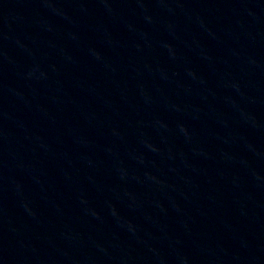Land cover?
<instances>
[{
	"label": "water",
	"instance_id": "95a60500",
	"mask_svg": "<svg viewBox=\"0 0 264 264\" xmlns=\"http://www.w3.org/2000/svg\"><path fill=\"white\" fill-rule=\"evenodd\" d=\"M0 264H264V0H0Z\"/></svg>",
	"mask_w": 264,
	"mask_h": 264
}]
</instances>
